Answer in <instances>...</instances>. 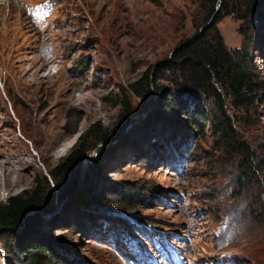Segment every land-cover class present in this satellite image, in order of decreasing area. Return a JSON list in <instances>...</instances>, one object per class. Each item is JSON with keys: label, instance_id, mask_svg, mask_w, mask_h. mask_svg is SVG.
<instances>
[{"label": "rangeland", "instance_id": "374dc122", "mask_svg": "<svg viewBox=\"0 0 264 264\" xmlns=\"http://www.w3.org/2000/svg\"><path fill=\"white\" fill-rule=\"evenodd\" d=\"M208 1L0 0V165H6L0 167V205L34 191L52 204V173L66 166L81 138L95 147L82 161L77 192L42 212L44 221L32 227L27 242L50 238L80 264H227L234 258L264 264V215L250 213L258 189L237 194L235 166L216 149L212 130L199 132L186 116L166 114L157 99L142 114L153 96V72L203 28L201 34ZM246 27L232 16L216 24L228 50L248 52L246 67L263 89L252 112L257 123L246 126L256 148L264 142V31L258 39L255 33L246 38L239 33ZM156 84L167 90L171 83ZM124 100L130 116H138L121 132ZM228 104L224 109L234 121ZM211 105L204 113L216 112ZM154 112L169 120L165 135L182 134L179 163L166 160L163 144L139 137ZM93 126L119 138L97 144ZM64 144V154L56 157ZM87 220L90 229L80 233ZM148 224L172 240L167 252H152L151 231L140 232ZM26 227L25 221L18 234ZM130 228L141 233L131 242L141 244L153 263L139 257L129 237L123 239ZM9 231L0 228V264H6ZM21 259L15 252L12 263L23 264Z\"/></svg>", "mask_w": 264, "mask_h": 264}, {"label": "trees", "instance_id": "16d2710c", "mask_svg": "<svg viewBox=\"0 0 264 264\" xmlns=\"http://www.w3.org/2000/svg\"><path fill=\"white\" fill-rule=\"evenodd\" d=\"M207 3L204 25L215 13L218 0H209ZM222 16H232L241 23L247 24L246 28L239 29L240 35L247 38L255 33L258 39L264 31V0H222L220 11L214 17L212 24L206 27L201 34H196L193 38L186 40L173 53L170 60L156 67L152 75L153 96L142 114L148 112L147 109L151 102L157 99V105L160 104L159 106L166 109V114L171 112L186 116L187 123L196 124L199 132L208 126L212 130L213 137L216 138V149L226 157V163L235 166L237 194H241L244 190L248 191V189L253 191L252 187L258 189L257 192L251 194L254 204L250 206L254 208L250 210V213L254 217H259L260 214L264 215V142L253 148L250 139L247 138V134L249 136L253 129H246V126L249 120H252L251 124L257 123V120L253 119L252 112L255 110V105L262 100L263 89L255 74L246 67L250 58L248 52H233L225 46L222 36L216 29V24L221 21ZM256 19L260 20L261 25ZM256 24H258V30H253ZM82 67L81 65L80 69ZM168 79L171 84L167 90L156 84L158 81ZM148 82L147 79V86H149ZM149 92L151 94V90ZM135 94L139 96L138 93L135 92ZM225 103H229L234 121L226 114ZM206 105L214 107L216 112L210 109L204 113L203 107ZM122 107L127 118L123 121V127L120 129L121 132H124L138 115L130 116V102L127 100H124ZM241 112L245 113L246 120L243 119ZM157 116L156 112L148 116L145 121L150 125L146 129L138 130L139 137L141 139L144 136L148 137L153 146L156 141H158L157 146L163 144L164 150H162L166 160L179 163L185 152L179 140L182 134L179 133L177 139H175L176 132L165 135L164 131L167 130L169 120ZM197 118H201L199 122H195ZM238 126L239 128H237ZM177 129L174 127V131ZM92 130L97 144L111 143L119 138L116 132L108 134L99 128L96 129L95 126L92 127ZM158 134L166 137L164 143L159 137L158 140H155ZM80 140L66 160V166L58 168L52 173V177L57 183L55 185L57 192L53 198L55 201L53 200L52 204L48 202V198H43L41 191H34L27 198L24 196L13 197L7 205H0V228L10 230L9 234L12 238V242L7 243L8 241H6L7 244L3 247L7 257L6 264H13L15 252L21 255L23 264H75V262L80 264L75 254L61 252L50 238L46 239L48 243L45 239L27 242L33 238L28 234L32 227L41 226L44 221V219L40 220V214L52 211L56 206L54 205L57 203L56 200L77 192V188L81 184L82 161L87 156V152L93 151L95 148L83 144ZM90 177L92 175L89 174ZM85 189L86 187H83L82 191ZM79 197L81 196L79 195ZM85 199L89 200V197L85 196ZM32 212H36L33 214L34 216L26 217ZM25 221L27 222L25 233L18 234ZM86 223L87 225L84 224L80 229V233L84 234L86 230L90 229L88 227L90 221L87 220ZM48 229L50 230V228ZM132 229L130 228L129 235L123 236L124 240L128 237L138 240L141 236L140 232L145 233L146 231H151L150 237L154 240H162L159 230L150 224L140 232ZM20 238L25 239V242ZM2 243L0 241V244ZM227 264L244 263L238 258H234Z\"/></svg>", "mask_w": 264, "mask_h": 264}, {"label": "bare ground", "instance_id": "6f19581e", "mask_svg": "<svg viewBox=\"0 0 264 264\" xmlns=\"http://www.w3.org/2000/svg\"><path fill=\"white\" fill-rule=\"evenodd\" d=\"M146 114H144L143 116H145ZM65 145V147L62 145L61 146V149H62V147H63V149L60 151V150H58L57 151V153L55 154V156L56 157H58L59 155H61V154H64L63 152H64V150H66V148H67V145L66 144H64ZM0 167L1 168H4L5 170H6V165H0ZM8 176V174H7V171L5 172V174H4V179H6V177ZM64 202H61V203H59V204H63ZM34 213H36V212H32V213H29V214H27L26 215V217H28V216H31V215H33ZM127 233H129L128 231H127Z\"/></svg>", "mask_w": 264, "mask_h": 264}, {"label": "water", "instance_id": "95a60500", "mask_svg": "<svg viewBox=\"0 0 264 264\" xmlns=\"http://www.w3.org/2000/svg\"><path fill=\"white\" fill-rule=\"evenodd\" d=\"M221 4V1L220 0H218V6L215 8V13L212 15V17L210 18V20L208 21V23L205 25V28L206 27H208L209 25H211L212 24V22H213V20H214V17H215V15H216V13L218 12V10H219V5ZM204 28V29H205ZM203 29V28H202ZM201 29V30H202ZM200 30V31H201ZM200 31H199V33L197 34V35H199L200 34ZM193 38V37H192ZM184 44V43H183ZM183 44H181V45H183ZM181 45H179V47L181 46ZM179 47H176V48H174L173 49V51H172V53H171V56H172V54L179 48Z\"/></svg>", "mask_w": 264, "mask_h": 264}]
</instances>
